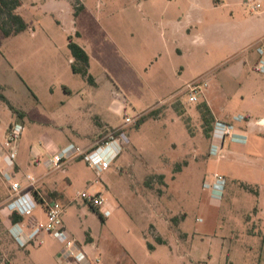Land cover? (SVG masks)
<instances>
[{
	"label": "rangeland",
	"instance_id": "obj_1",
	"mask_svg": "<svg viewBox=\"0 0 264 264\" xmlns=\"http://www.w3.org/2000/svg\"><path fill=\"white\" fill-rule=\"evenodd\" d=\"M22 1L29 28L7 38L0 31V93L8 101L0 99V144L8 127H23L17 155L1 149L0 172L19 165L17 180L43 178L41 198L61 204L88 264H264V72L257 70L264 0H81L78 16L75 0H67L71 7ZM188 14L203 23L190 18L178 29L174 22ZM69 36L89 54L94 83L72 71ZM196 81L207 87L191 103L187 85ZM203 101L220 121L247 116L240 128L249 142L227 140L211 155L212 134L205 136L197 110ZM150 112L140 127L126 123ZM58 118L68 125L60 128ZM112 134L124 150L107 170L97 173L83 157L54 169L67 145ZM215 174L227 180L221 201L203 187ZM82 192L105 204L94 211ZM8 197L0 174V204ZM8 225L0 220V236ZM43 239L20 249L16 263L66 264L65 244Z\"/></svg>",
	"mask_w": 264,
	"mask_h": 264
},
{
	"label": "built area",
	"instance_id": "obj_2",
	"mask_svg": "<svg viewBox=\"0 0 264 264\" xmlns=\"http://www.w3.org/2000/svg\"><path fill=\"white\" fill-rule=\"evenodd\" d=\"M259 8H261L260 4L253 5L251 11H257ZM257 51L261 58L257 64V70L264 72V61H261L264 60V41L258 46ZM206 87L207 83L202 81L188 84L189 102L198 103L200 98L203 97ZM138 120V118H126V123L136 124ZM247 120L248 117L241 114L234 116L229 122L216 120L212 132L211 155H221L222 147L227 140L233 143H246L247 136L240 125ZM22 131L23 127L21 125L14 124L6 135L3 149L10 154L11 158L17 155L15 143L20 138ZM121 141L120 137L112 134L88 150L69 144L54 156L52 165L54 169H59L65 160L83 157L97 173H102L110 168L122 154L124 146ZM14 169L15 167L10 166L9 170L1 174L8 185L9 197L4 203L0 204V209H6L9 214L15 213L25 219L22 222L12 223L9 227V232L16 243L22 248L35 244L42 245L44 242L43 235L49 234L65 244L61 256L66 257V264L88 262V253L79 246L75 239L71 238L64 225L61 204L57 200L39 202L37 198V196L41 198L38 188L39 179L28 174L26 182L22 183L14 178ZM203 185L205 190L211 191L212 199L221 201L227 180L223 176L215 174L212 181L206 180ZM80 197L93 208H100L105 204L104 198L98 194L82 192ZM39 207L42 208L45 214L44 220L35 218L36 210ZM96 261L98 263L99 260Z\"/></svg>",
	"mask_w": 264,
	"mask_h": 264
},
{
	"label": "trees",
	"instance_id": "obj_3",
	"mask_svg": "<svg viewBox=\"0 0 264 264\" xmlns=\"http://www.w3.org/2000/svg\"><path fill=\"white\" fill-rule=\"evenodd\" d=\"M76 4L74 5L75 11L74 16H78L83 10L84 5L81 0H75ZM22 6V0H0V31L3 37H11L18 35L24 31H26L29 27V24L26 20L21 16L17 10ZM76 36H79V32H76ZM69 38L68 48L70 49L71 55L73 57V62L71 63V69L74 73L80 74L84 77L89 83H94V77L90 74V56L87 51L81 47L78 43H76L71 36ZM2 38L0 37V47L2 46ZM0 99L6 102L7 99L0 93ZM13 113L22 117L24 114L12 106H10ZM197 110L200 113V116L203 121V131L206 137L211 138V134L213 132L215 117L212 113L209 105L203 101L197 105ZM154 113L150 112L146 116H142L137 122V127H140L141 124L147 119V117L152 116ZM12 127V126H10ZM10 127L8 131L10 130ZM242 187L246 190L253 191V189L246 185L242 184ZM38 201L42 203V199L38 197ZM94 211L95 208H92ZM256 211V208H255ZM10 220L12 223L22 222L25 220L18 214H10ZM160 243H164L162 239H158ZM150 249H153V246H149Z\"/></svg>",
	"mask_w": 264,
	"mask_h": 264
},
{
	"label": "crops",
	"instance_id": "obj_4",
	"mask_svg": "<svg viewBox=\"0 0 264 264\" xmlns=\"http://www.w3.org/2000/svg\"><path fill=\"white\" fill-rule=\"evenodd\" d=\"M65 4H66V6L68 5V7H71L69 4H68V2H67V0H62ZM215 1H217V0H215ZM219 2L221 1V0H218ZM54 3V4H56V0H49V3ZM37 3H32V6H35ZM22 5H23V1H22ZM83 5H84V3H83ZM21 8V7H20ZM20 8H18V9H20ZM84 8H85V5H84ZM17 12H18V10H17ZM73 15H74V13H73ZM22 16V15H21ZM193 18H194V16H192ZM24 18V17H23ZM187 20H184V19H179V21H177V22H174V24L177 26V28L178 29H180V30H183V27L184 26H186V25H188L189 23L188 22H190V21H188L191 17H189V14L187 15ZM193 18H191V21H196V23H198V24H202L203 23V19L202 18H200V17H198V16H195V18L193 19ZM182 20H183V22H186V23H182ZM27 22V21H26ZM60 22V21H59ZM28 23V22H27ZM29 24V23H28ZM29 26H30V24H29ZM29 28V27H28ZM173 28H175V26H173ZM186 29V33H187V35H189L188 34V28L186 27L185 28ZM180 33H182V31H180ZM75 35H76V32H75ZM79 36H80V33H79ZM78 36V37H79ZM181 54H182V50L180 49V48H178L177 49ZM91 61V60H90ZM73 62V60L71 61V63ZM71 66V65H70ZM95 82V81H94ZM71 91H68L67 93H70ZM207 102V101H206ZM207 104H208V102H207ZM209 105V104H208ZM215 117V119L216 120H219L216 116H214ZM233 118V117H232ZM59 119V124L58 123H56V125L58 124V126L60 127V128H64L65 126H67L68 124L64 121V118H58ZM261 122H262V124L264 123V119L262 120L261 119ZM8 129H9V127H8ZM8 129L6 130V131H8ZM247 130H245L244 131V133L246 134V136H247V142L246 143H237V144H242V145H246L248 142H249V134L246 132ZM6 133H5V137H6ZM105 138V137H104ZM102 139V138H101ZM99 140V139H98ZM98 140L97 141H95V142H93L92 144H89V145H87V146H83V150H88V149H90V148H92L93 146H95L97 143H98ZM70 143H73V142H70ZM76 146H78V145H76ZM79 147V146H78ZM4 148V143L3 144H0V151H1V149H3ZM80 148V147H79ZM121 156V155H120ZM120 158V157H119ZM118 158V159H119ZM117 159V160H118ZM20 167H19V165H17V170L19 169ZM16 169H14V172L15 173H18V172H16ZM6 170H9V169H6ZM4 172V171H3ZM13 172V171H12ZM13 172V173H14ZM0 174H2V172H0ZM31 175V174H30ZM34 176V175H33ZM1 177H2V175H1ZM27 177V176H26ZM34 177H36V176H34ZM36 178H38V177H36ZM2 179H3V177H2ZM16 179V178H15ZM39 179V183L40 182H43V178H38ZM17 180V179H16ZM17 181H20V180H17ZM20 182H22V181H20ZM23 183V182H22ZM40 185V184H39ZM42 185L44 186V182L42 183ZM42 185H40L39 187L41 188V186ZM45 188V187H44ZM42 190H43V192H45V190L42 188ZM58 191V190H57ZM56 195H57V193H56ZM6 200H7V198H6ZM5 200V201H6ZM43 200H46L45 198H42V201ZM38 210H42V208L41 207H39L37 210H36V215L37 216H35V218H38V219H40V217H38ZM43 211V210H42ZM0 220L2 221V220H6L8 223H9V225H8V229H7V231H6V233H5V237L4 236H0V255L2 256V260L0 261V264H17L16 263V261L17 260H20L21 258H20V249H22V250H25V249H27V248H22V247H20L17 243H16V241L13 239V237L11 236V234H10V232H9V227H10V225L12 224V222H11V220H10V214H9V212L6 210V209H1L0 210ZM40 220H44V219H40ZM83 264H88V262H85V263H83Z\"/></svg>",
	"mask_w": 264,
	"mask_h": 264
}]
</instances>
